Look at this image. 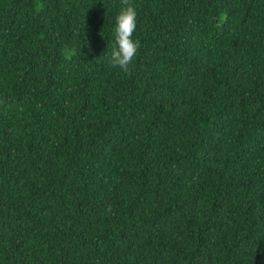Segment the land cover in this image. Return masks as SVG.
Instances as JSON below:
<instances>
[{
    "label": "trees",
    "instance_id": "trees-1",
    "mask_svg": "<svg viewBox=\"0 0 264 264\" xmlns=\"http://www.w3.org/2000/svg\"><path fill=\"white\" fill-rule=\"evenodd\" d=\"M0 0V264H264V0Z\"/></svg>",
    "mask_w": 264,
    "mask_h": 264
},
{
    "label": "clouds",
    "instance_id": "clouds-1",
    "mask_svg": "<svg viewBox=\"0 0 264 264\" xmlns=\"http://www.w3.org/2000/svg\"><path fill=\"white\" fill-rule=\"evenodd\" d=\"M121 3L122 7L116 16L115 43L111 46L110 62L112 67L128 73L140 47L139 41L133 39L137 27V10L130 0H121Z\"/></svg>",
    "mask_w": 264,
    "mask_h": 264
}]
</instances>
